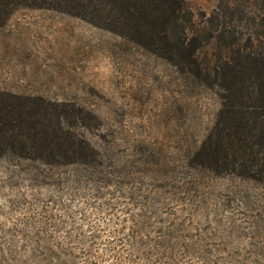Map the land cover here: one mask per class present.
I'll return each instance as SVG.
<instances>
[{"label": "rangeland", "instance_id": "obj_1", "mask_svg": "<svg viewBox=\"0 0 264 264\" xmlns=\"http://www.w3.org/2000/svg\"><path fill=\"white\" fill-rule=\"evenodd\" d=\"M185 1L198 21L200 13L209 16L229 4ZM0 91L83 111L87 115L79 123L89 129L91 142L113 145L116 153L134 148L137 157L138 151L161 152L175 164L173 159H184L208 134L220 107L213 90L144 48L47 9H18L0 25ZM68 169L0 159L2 264H49V257L61 252L91 254L108 264L109 248L141 254L134 240L131 247L119 244L138 230L134 204L119 196L114 205L110 190L97 197L77 191L67 184ZM198 179V191L179 196L181 220L195 214L193 229H205L215 256L264 264V186L208 173ZM146 234L140 231L138 238Z\"/></svg>", "mask_w": 264, "mask_h": 264}, {"label": "trees", "instance_id": "obj_2", "mask_svg": "<svg viewBox=\"0 0 264 264\" xmlns=\"http://www.w3.org/2000/svg\"><path fill=\"white\" fill-rule=\"evenodd\" d=\"M21 8L65 13L120 35L213 90L220 107L208 134L175 164L161 152L137 157L134 148L116 153L113 145L91 142L79 123L83 111L0 91V159L66 167L67 184L77 191L97 197L110 190L114 205L119 196L131 201L138 230L119 244L131 247L134 240L141 254L109 248L108 264L237 262L214 255L205 229H193L195 214L181 220L179 196L198 191L199 173L264 186V0H229L223 10L200 13V21L185 0H0V25ZM83 255L53 254L49 264H99V257Z\"/></svg>", "mask_w": 264, "mask_h": 264}]
</instances>
